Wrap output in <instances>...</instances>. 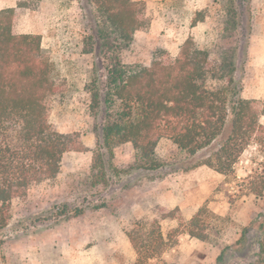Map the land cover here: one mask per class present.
Listing matches in <instances>:
<instances>
[{
  "label": "rangeland",
  "instance_id": "obj_1",
  "mask_svg": "<svg viewBox=\"0 0 264 264\" xmlns=\"http://www.w3.org/2000/svg\"><path fill=\"white\" fill-rule=\"evenodd\" d=\"M23 1L0 0V10ZM130 1L142 21L122 53L125 64L148 66L159 51L173 59L187 40L198 49L218 43L219 0ZM243 11L235 78L243 99L264 101V0H250ZM94 12L80 0H29L16 13L13 32L39 35L52 67L53 91L45 101L49 123L59 133H78L86 152L64 155L56 179L12 201L0 264H136L131 237L137 224L145 229L153 223H159L164 244L141 264H217L222 253L223 264H249L261 237L256 218L264 211V197L238 195L237 181L250 173L248 159L261 161L254 149L236 166V180L205 166L181 170L195 160L168 140L156 149L163 163L157 171H137L126 143L103 157L104 182L96 176L88 91L93 60L84 46ZM260 122L264 125V117ZM199 210L205 241L185 232ZM170 211L173 217L166 216Z\"/></svg>",
  "mask_w": 264,
  "mask_h": 264
},
{
  "label": "trees",
  "instance_id": "obj_2",
  "mask_svg": "<svg viewBox=\"0 0 264 264\" xmlns=\"http://www.w3.org/2000/svg\"><path fill=\"white\" fill-rule=\"evenodd\" d=\"M80 1L95 8L84 46L93 60L88 91L98 145L96 176L100 174L104 182L103 157L126 143L134 151V168L155 172L163 164L156 149L160 141L168 140L195 160L181 170L205 166L236 180V166L254 149L261 161L248 159L252 169L237 181L238 195L264 197V125L260 122L264 101L243 99L242 85L235 78L241 6L250 0H219L220 31L212 49L195 48L187 40L175 58L159 51L148 66L128 65L122 59L142 21L130 0ZM25 4L29 0L0 10V244L8 238L12 201L56 179L64 155L86 152L78 133H59L48 121L45 101L54 81L41 37L13 32L16 13ZM201 213L188 221L185 232L205 241ZM256 219L261 237L249 264H264V211ZM141 225L131 237L136 264L154 257L164 244L159 223L145 229ZM217 264H223V253Z\"/></svg>",
  "mask_w": 264,
  "mask_h": 264
},
{
  "label": "crops",
  "instance_id": "obj_3",
  "mask_svg": "<svg viewBox=\"0 0 264 264\" xmlns=\"http://www.w3.org/2000/svg\"><path fill=\"white\" fill-rule=\"evenodd\" d=\"M196 239V238H195ZM198 240V239H197Z\"/></svg>",
  "mask_w": 264,
  "mask_h": 264
}]
</instances>
